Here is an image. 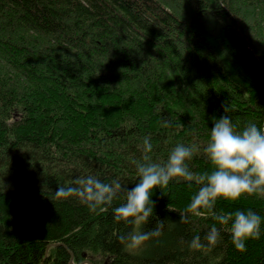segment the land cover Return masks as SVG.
<instances>
[{"label":"trees","instance_id":"trees-1","mask_svg":"<svg viewBox=\"0 0 264 264\" xmlns=\"http://www.w3.org/2000/svg\"><path fill=\"white\" fill-rule=\"evenodd\" d=\"M225 104L238 131L264 129V0H0V264H264V221L246 251L227 226L211 251L189 250L215 223H173L194 181L154 190L141 230L159 218L163 234L135 251L113 218L123 193L95 212L56 194L87 176L133 187L145 137L152 162L183 144L189 169L210 172ZM237 209L264 217V197L216 204Z\"/></svg>","mask_w":264,"mask_h":264},{"label":"clouds","instance_id":"clouds-1","mask_svg":"<svg viewBox=\"0 0 264 264\" xmlns=\"http://www.w3.org/2000/svg\"><path fill=\"white\" fill-rule=\"evenodd\" d=\"M230 110V106L225 104V115L213 118L210 139L204 148L212 165L210 172L197 175L189 169L187 161L192 158L193 149L183 144H177L163 164L152 162L147 155L152 151V144L150 137H145V155L142 161L136 162L139 179L133 187L122 186L118 179L105 183L94 176H87L77 178L73 182L75 187L58 186L56 194L58 197L76 195L89 211L95 212L98 208L110 206L123 193L124 202L113 209V218L115 223L132 225V230L120 236L119 240L126 251H135L163 234L165 220L159 218L153 228L141 230V226L147 224L154 214V190L167 187L174 179L194 181L199 185L198 191L178 213V221L173 223L187 224L192 217L205 215H210L215 223L203 239L197 235L187 242L189 250L211 251L223 240L222 228L227 226L234 248L246 251L247 241L260 238L264 217L251 209L217 212L216 204L221 199L236 202L245 196L264 197V129L249 123L238 131L227 115ZM165 126H168L167 121Z\"/></svg>","mask_w":264,"mask_h":264}]
</instances>
